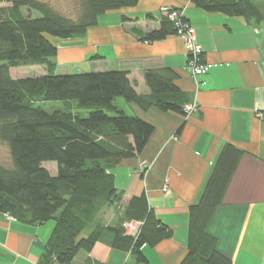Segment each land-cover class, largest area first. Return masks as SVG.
<instances>
[{
	"label": "trees",
	"instance_id": "trees-1",
	"mask_svg": "<svg viewBox=\"0 0 264 264\" xmlns=\"http://www.w3.org/2000/svg\"><path fill=\"white\" fill-rule=\"evenodd\" d=\"M140 1L80 0L73 16L44 0H0V142L11 158V167L0 165V213L31 226L55 223L38 264H75L99 242L129 252L135 264H148L143 248L173 236L144 196L124 210L121 206L116 224L104 219L123 201L111 172L125 160L138 158L155 132L152 123L128 115L119 99L143 112L156 108L186 117L190 100L178 86L179 74L169 68L145 71L150 94L140 95L126 70L60 74L59 49L52 41L85 37L102 16L135 8ZM187 1L208 14L244 18L255 25L264 22L258 0ZM161 14L160 27L137 33L139 41L154 44L178 36L180 28ZM180 20L191 24L186 16ZM22 67H45L46 73L13 78L11 70ZM46 102L65 107L48 111L38 105ZM244 155L231 144L221 152L199 202L189 208L188 250L180 264H233L207 229ZM46 163L57 165L56 174ZM132 222L142 224L136 237L125 228Z\"/></svg>",
	"mask_w": 264,
	"mask_h": 264
},
{
	"label": "crops",
	"instance_id": "crops-1",
	"mask_svg": "<svg viewBox=\"0 0 264 264\" xmlns=\"http://www.w3.org/2000/svg\"><path fill=\"white\" fill-rule=\"evenodd\" d=\"M258 3L264 10V0ZM165 7L186 9L210 66L206 76L194 78L189 72L180 37L154 44L137 38L139 32L160 27ZM52 41L59 49L58 63L86 66L84 71L60 74L126 70L137 92L149 95L144 72L169 68L179 74L178 86L189 105L197 108L182 117L129 105L134 115L155 126V132L138 158L125 160L111 172L123 201L109 209L106 223L116 224L121 206L124 210L131 200L144 196L155 218L173 233L143 248L148 264H180L188 250L189 208L199 202L221 152L231 144L245 155L207 231L233 264H264V119L259 117L264 114V22L255 25L244 18L208 14L187 0H141L135 8L102 16L85 37ZM54 227V222L26 225L0 213V264H38ZM75 264L135 262L129 252L99 242Z\"/></svg>",
	"mask_w": 264,
	"mask_h": 264
},
{
	"label": "rangeland",
	"instance_id": "rangeland-1",
	"mask_svg": "<svg viewBox=\"0 0 264 264\" xmlns=\"http://www.w3.org/2000/svg\"><path fill=\"white\" fill-rule=\"evenodd\" d=\"M51 4L54 8L60 10L63 14L66 15H78V8L80 7V0H44ZM39 14H36V17H38ZM56 63L58 64V71L64 72H79L84 71L86 67L84 64H64L61 65L58 63V59L56 60ZM60 64V65H59ZM46 68L45 67H22V68H16L11 70V74L13 78H35V77H41L45 75ZM39 106L45 108L48 111H52L59 108H64V104L62 102H46V103H39ZM118 105L123 108L128 115H133L132 110L130 109L129 105L122 99H119ZM0 165L4 167H11V158H10V152L8 147L0 142ZM143 166H146L145 164ZM44 167L48 169L52 174H56L57 171V165L55 163H46L44 164ZM107 216L110 217V210L106 212ZM104 220H108L107 217ZM48 224L51 226L53 225V222H48ZM141 229V228H140Z\"/></svg>",
	"mask_w": 264,
	"mask_h": 264
},
{
	"label": "built area",
	"instance_id": "built-area-1",
	"mask_svg": "<svg viewBox=\"0 0 264 264\" xmlns=\"http://www.w3.org/2000/svg\"><path fill=\"white\" fill-rule=\"evenodd\" d=\"M162 12H165L168 18L176 23L180 28L178 37L184 42L188 54L187 68L194 78L206 76L210 71V66L204 62V50L202 46L197 42L196 33L191 24L182 25L181 16H185L186 9H183L182 13L172 12L171 8H163ZM195 105H188L186 107L187 113L196 111ZM263 119V115H259ZM165 192L168 193L169 189L165 188ZM142 224L139 222H132L125 224L127 234L129 236L136 237L139 234Z\"/></svg>",
	"mask_w": 264,
	"mask_h": 264
}]
</instances>
